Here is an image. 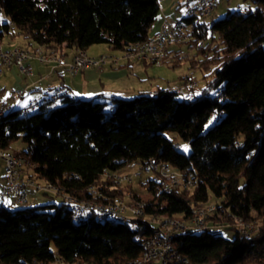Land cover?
<instances>
[{"label": "trees", "instance_id": "16d2710c", "mask_svg": "<svg viewBox=\"0 0 264 264\" xmlns=\"http://www.w3.org/2000/svg\"><path fill=\"white\" fill-rule=\"evenodd\" d=\"M160 1L0 0V43L20 39L29 50L76 52L107 45L122 52L152 36ZM251 1L256 8L245 14L179 19L190 36L183 47L204 58L191 64L206 72L192 101L168 89L143 92L110 98L107 115L94 100L59 95L25 117L5 112L0 150L26 157L34 166L28 176L83 202L126 199L124 189H103L102 176L130 163L189 171L195 186L170 193L162 190L160 176L146 179L145 216L188 221L194 209L215 204L207 229L175 238L174 250L188 264H264V0ZM171 54L179 58L183 48ZM188 82L193 78L181 85ZM90 187L102 196L91 197ZM131 192L129 203L143 200ZM235 218L254 228L250 238L241 235ZM141 226L98 223L92 215L75 224L66 203L16 211L1 203L0 264H135L149 235ZM227 231L234 233L231 240L219 235Z\"/></svg>", "mask_w": 264, "mask_h": 264}, {"label": "built area", "instance_id": "2783aa9c", "mask_svg": "<svg viewBox=\"0 0 264 264\" xmlns=\"http://www.w3.org/2000/svg\"><path fill=\"white\" fill-rule=\"evenodd\" d=\"M215 0H188L184 4V18H191L192 12H199L203 17L207 18L212 15L214 10ZM190 41V36L187 33L185 25L181 20H177L172 17L164 16L162 18L160 28L155 33L154 38L148 44V51L140 55H129V57L110 58L108 55L97 57V62H89V60H73V66H64V72L68 76L74 77L86 69H101L106 65H117L121 61L129 62V59H137L138 62H145L152 66L160 67L164 63L171 62L173 55L171 51L175 48H181ZM182 58V57H181ZM30 60H35L40 64H60V58L56 60H47L38 54H33L32 50L16 47L11 50H5L4 47H0V68L1 67H15L18 71L25 75L30 76L31 73L27 70L26 64ZM1 74V69H0ZM196 84L188 82L184 85H172L168 88L169 91L177 93L182 96L185 101H191L194 99L193 90ZM64 94L63 89H57L51 92V99ZM156 95V92L150 93ZM22 96V92H17L13 98V103L16 104L19 98ZM40 102L32 101L20 113L21 117H24V111L35 110L39 107ZM7 108L0 106V114L5 113ZM0 153H6L0 152ZM12 157H18L14 154H10V161H2L3 170V183L0 190V198L12 200L14 203L20 206H26L29 202L31 193L42 194L47 196L57 195L51 192H42L38 185L30 182V178L20 177L17 175V168L19 164H12ZM131 177H138L141 175L160 176L166 182L164 183V192L170 193L172 190L182 188L184 189V183H191V188L195 186L193 174L189 171H182L174 169L165 163H156L150 161L146 165H140L138 170L130 174ZM154 175V176H153ZM71 208V214L76 216L88 215V214H101V212H108L115 217H121L130 221V225H134L135 228L153 227L155 230V242H147V237H143L142 240L146 241L147 246L151 249V252H155V260H161V264H183L185 258L180 256L173 247V235L184 236L191 231L206 230L204 229V222L206 221V212H216V205H207L206 209L195 211L196 222L191 225H184L179 223H163L152 224L151 222H145L142 217L130 216V207L115 208V206L104 207L103 210H86L82 206H77L73 202L64 201ZM234 221H237L236 218ZM241 235L245 238H250L248 230H241ZM154 264V262H150Z\"/></svg>", "mask_w": 264, "mask_h": 264}, {"label": "crops", "instance_id": "0c3cea01", "mask_svg": "<svg viewBox=\"0 0 264 264\" xmlns=\"http://www.w3.org/2000/svg\"><path fill=\"white\" fill-rule=\"evenodd\" d=\"M187 1L188 0H179L176 10L180 6L183 7ZM161 13V20L159 22L158 28L151 35H154L158 32L162 18L164 16L173 18V16H171L167 12V10H163ZM22 46L23 42L20 39H16L15 41H12L10 45H4L3 47L5 50H11L13 48ZM46 51L49 54H54L55 57L60 58V61L62 63L70 62L72 58L77 54V52L74 50L64 49L62 47L56 48L54 46L46 48ZM55 51L56 53H54ZM85 53L93 57L109 55L104 54L98 48L93 49V47H90L88 50L85 51ZM121 53L122 52H116L111 55L119 57L122 55ZM181 57L182 55L179 56V58ZM176 60L177 59L175 58L171 62H168L166 64H173ZM143 64L144 66H148V63L145 64L144 62ZM133 66H135V69L139 67L138 65H134L133 61H130V63L127 61H121L117 65H106L101 69L83 70L81 73L74 77L65 74L63 64H40L35 60H30L26 64L27 70L31 73L30 76H25L21 74L15 67H1L0 82L2 83V85H6L0 86V91H6L7 86L11 88V99L9 101L10 104H2L1 106H4L7 109L13 108V110L21 111L24 110L32 101L43 102L45 100H54L55 98H49L51 92L57 89H63V96L78 100H94L96 102H98L100 98H132L143 92L150 94L160 90V88L143 90L145 88L142 87L141 83H139L140 81H135L131 78L134 73ZM129 68H132L131 73ZM169 87L170 86L166 87V89H168ZM140 90L142 91L140 92ZM17 92H22V96L19 98L17 103L14 104L13 98ZM98 110H103L101 104L98 107ZM0 175L1 190L3 183V170L1 163ZM44 198L45 195L31 193L27 206H40V200ZM1 203L7 205L8 207L12 206L13 204H16L12 200L0 198V204Z\"/></svg>", "mask_w": 264, "mask_h": 264}, {"label": "rangeland", "instance_id": "374dc122", "mask_svg": "<svg viewBox=\"0 0 264 264\" xmlns=\"http://www.w3.org/2000/svg\"><path fill=\"white\" fill-rule=\"evenodd\" d=\"M178 2H179V0H161L160 1V9L161 10H160V12L156 18L155 23L153 24V26L150 30V34H152L158 28L159 22L161 20V14H162L161 12L163 10H167V12L171 16H173V18H175L177 20L181 19L184 16V8H183L184 6L181 7L180 9L176 10ZM255 8H256V5L253 4V2L251 0H216L214 10L212 12V15L209 16V18H212L213 20H220V19L226 17L227 13L245 14L247 11H254ZM209 18H207V19H209ZM199 21H202L201 18H199ZM15 44H18V43H15ZM92 47H93V49H97V48L100 49V51H102L104 54L111 55V54H114L117 52V51L111 50L107 45H94ZM182 48L184 49L183 54H181L182 58H176L177 60L174 61V63L170 64V65L164 63L160 67L152 66L150 64H147L148 66H144V64H143L144 62L140 63L138 61H133L134 65H138L139 67H137L135 69V66H133L134 67V69H133L134 73H133V76H131V78L135 81H140L139 83H141L142 87L145 88L143 90H150L153 88H160V90H164V89H166V87H168V86L171 87L174 84L175 85H181V80L185 77H192L194 80L193 83L196 84L195 89H197L196 91H198L203 86L202 77L204 74H206V72L203 71V69L198 68V67L197 68L194 67L192 69L191 64L203 61L204 58L201 55L194 56V54H195L194 50H188V49L186 50L185 47H182ZM173 59H175V58H173ZM129 70L131 73L132 68H129ZM4 85H6V84L2 85V83L0 82V86H4ZM141 91L142 90H140V92ZM10 95H11V88H9L8 86L6 88V91H0V106L2 104H7V105L10 104V102H9L11 99ZM98 102L102 105V108H103L102 112H104L107 115L110 114V109H111L110 99H101L100 98ZM8 111L9 110H7L6 112H8ZM33 112H34V110H29L28 115L33 113ZM211 124L212 123L209 122L206 125V130L210 129ZM165 136L167 138H173L174 134L165 133ZM22 148L25 149V147H22ZM180 151H182L185 154H188L190 150L188 147L182 146L180 148ZM137 165H138L137 163H130L124 169L117 171V172H120V173H123L126 175H128V174L130 175L137 170V168L139 167V165L138 166ZM1 166H2V164H1ZM26 173L28 175V171H26ZM0 178H1V175H0ZM150 178L152 179L153 177L141 175L138 177H134L131 179V181L123 183V184H121V186L119 185L117 187L115 186L114 183H112L110 181V182L106 183V185H108L107 187L104 186L102 188L103 189H108V188H110V189H113V188L124 189L125 194H126V199H124L123 202H125V203L128 202V203H126L128 205L135 204V203H129V200H128L132 196L131 190H134L135 193L137 194V196L139 198L143 199L141 202L145 203V200H147L150 197V194L148 193V190L145 188V186H143L144 185L143 183H145L146 179H150ZM165 182L166 181L164 180V183ZM102 183L104 184V182H102ZM242 184H244L243 180H242ZM180 189H182V188H180ZM189 189H191V188H189ZM62 203H64V201L61 200V198L54 197V196H47L44 199L40 200L39 205L40 206L50 205V204L60 205ZM136 203H138V202H136ZM36 206L37 205H34V207H36ZM27 207H28L27 205L26 206H20L18 204H13L12 206H9L8 208L10 211H16V210H19L22 208H27ZM154 216H159V215H154ZM159 217L161 218L163 216H159ZM219 235H221L222 237H224L226 239L231 240L234 236V233L232 231L231 232L227 231V232H222ZM51 251L53 253L56 252L54 246H51ZM57 264H59V263H57Z\"/></svg>", "mask_w": 264, "mask_h": 264}, {"label": "bare ground", "instance_id": "6f19581e", "mask_svg": "<svg viewBox=\"0 0 264 264\" xmlns=\"http://www.w3.org/2000/svg\"><path fill=\"white\" fill-rule=\"evenodd\" d=\"M196 15L202 16V14H200L199 12H192L191 17H194ZM154 35H152L144 43H136V44L129 46L127 49L122 51V53H121L122 55L119 57H116L114 55H110V56L108 55V57L120 58V57H129V55H140L142 53H145L148 51V44L154 38ZM0 47H3L1 45V43H0ZM32 53L43 56V58H46L47 60H56L57 59V57H55L54 54H49L46 51V48H44V47H36L35 49H32ZM98 57H100V56H98ZM73 60H89V62H97V57L96 56L95 57L89 56L84 51H79L72 58V60L70 62H66V63L63 62L62 63L60 61V64L61 65L63 64V66H73ZM129 61H137V59H129ZM49 99H51V97ZM45 101H48V100H45ZM187 102H190V101H187ZM9 110H13V108H10ZM20 112L23 113V110H21ZM28 113H29V111H24V117L27 116ZM3 114H5V113H1L0 117ZM4 151L5 150H0V152H4ZM10 154H13V153L10 151H6V153H0V160L10 161ZM12 164H19L20 168H17V175L20 177L30 178V182L35 184V185H38V187L40 188V190L42 192H51V193L57 195L58 198H61V200L73 202L77 206H82L86 210H103V206L104 207H111L113 205L115 206V208L130 207L131 208L130 209V216L142 217L143 220H145V222H151L152 224L179 223V222H181V224H184V225H191V223L196 222V214H194L195 211H198L201 209H206V207H207V206H204L202 208L194 209L192 217L188 221H185V220L179 219V218H169V217H161L160 218L159 216L146 217L145 216V208H146L145 203H142V202L139 203L138 202V203H135L132 205H128V204H126L128 202L125 203V202H123V200L122 201L119 200V198L114 199L112 201L109 200L106 203H103L101 201H99V202L98 201H86V202L85 201L84 202L78 201L75 197H73V196L71 197V195L66 194L61 188L55 186V184L53 185L49 182L47 183V182L37 181L34 179L32 180V178L27 175L26 171L31 170L34 166H33V164H31L26 159V157H24V156L12 157ZM144 165H146V164L144 163ZM138 168H137V170H138ZM132 178H134V177H131V175H129V174L126 175V174H123V173H120L117 171L116 172H106V173H103V176H102V182H104L103 187L106 186V183L110 182V181L112 183H114L116 187L119 185L121 186V184L131 181ZM162 187H163L162 190L164 191V185ZM189 188H191V183H184V189H189ZM88 192H89L90 196L94 197V198L102 196V193L99 192L96 187H90ZM213 213L214 212H206V220ZM90 215H92L98 223H112L114 225L121 226V227L135 228L134 225H130L129 220H125L121 217H115V215L108 213V212H101V214L81 215L79 217L76 216L75 214H71V218H72L73 223L80 224L81 222L85 221L87 219V217ZM237 223H238V227L241 228V230H248V235H251V233L253 232V229H254L251 225L240 223L238 221H237ZM146 228L148 229V232H149V235L147 237V242H155V230L153 229V227H146ZM204 229H207L206 221L204 222ZM179 236L180 235H173V240ZM150 262H154V264H161V260H155V252H151V249H149V247L147 246L146 241H144L142 243L141 255H140L139 259L135 262V264H149ZM57 263L62 264V262H58V261L56 262V264ZM73 264H78V263H73ZM83 264H91V263H83ZM183 264H188V261L184 260Z\"/></svg>", "mask_w": 264, "mask_h": 264}, {"label": "water", "instance_id": "95a60500", "mask_svg": "<svg viewBox=\"0 0 264 264\" xmlns=\"http://www.w3.org/2000/svg\"><path fill=\"white\" fill-rule=\"evenodd\" d=\"M216 122V119L214 120V123Z\"/></svg>", "mask_w": 264, "mask_h": 264}]
</instances>
